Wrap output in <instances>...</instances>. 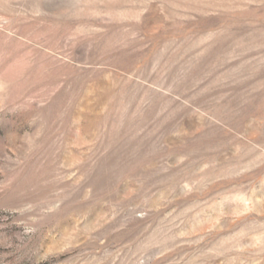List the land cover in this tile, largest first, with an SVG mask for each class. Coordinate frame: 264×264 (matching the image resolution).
Instances as JSON below:
<instances>
[{"label":"rangeland","instance_id":"obj_1","mask_svg":"<svg viewBox=\"0 0 264 264\" xmlns=\"http://www.w3.org/2000/svg\"><path fill=\"white\" fill-rule=\"evenodd\" d=\"M0 264H264V0H0Z\"/></svg>","mask_w":264,"mask_h":264}]
</instances>
